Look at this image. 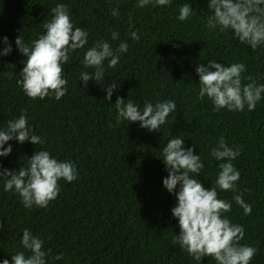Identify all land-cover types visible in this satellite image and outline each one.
<instances>
[{
	"label": "trees",
	"instance_id": "trees-1",
	"mask_svg": "<svg viewBox=\"0 0 264 264\" xmlns=\"http://www.w3.org/2000/svg\"><path fill=\"white\" fill-rule=\"evenodd\" d=\"M186 2L194 14L181 22L179 7ZM57 3L68 5L74 25L88 31V44L64 65L68 80L64 97L31 100L17 84L25 58L15 39L20 35L31 43L43 34V24ZM137 3L0 0V50L3 37L12 45L9 55L0 56V129L26 110L34 134L45 140L39 147L61 161H72L79 173L72 183L61 180L58 198L43 209H25L18 195L5 192L0 183V264L24 251L20 244L24 228L41 237L53 256L63 254L61 260L48 257L49 264H197L174 243L180 231L171 214L176 198L162 185L168 174L162 150L177 136L184 139L185 148L193 147L194 154L201 156L205 167L197 179L206 188L215 186L219 172V162L210 155L218 139L223 136L229 147L240 150L232 163L240 171L237 188L251 205V214L244 215L235 203L236 193L220 191L219 196L232 203L226 216L245 229L240 243L258 249L250 264H264V99L254 111L245 107L243 112H216L207 97L198 99L195 72L199 63L207 65L208 60L225 66L242 62L243 75L264 84V47L252 50L230 32L210 30L208 0H172L167 7L144 8L136 7ZM114 8L118 18L112 16ZM112 31L119 32V40L111 39ZM132 31H138L139 41L131 39ZM97 40H107L113 49L126 42L128 52L121 54L114 69L107 68L105 61L100 84L90 80L84 87L80 73L94 69L83 66V56ZM111 82L119 88L106 101L104 86ZM117 96L132 100L141 110L145 102L165 100H174L177 107L159 132H149L138 122H118ZM9 143L13 150L0 157V168L27 167L38 146ZM201 264L215 261L205 257Z\"/></svg>",
	"mask_w": 264,
	"mask_h": 264
},
{
	"label": "clouds",
	"instance_id": "clouds-1",
	"mask_svg": "<svg viewBox=\"0 0 264 264\" xmlns=\"http://www.w3.org/2000/svg\"><path fill=\"white\" fill-rule=\"evenodd\" d=\"M136 1L138 8L149 4L167 7L172 3V0ZM207 8V27L210 30L230 32L241 44L252 50L264 47V0H208ZM50 12V20L43 24L45 31L37 39L31 43H25L20 35L15 39L17 50L25 58L20 70L21 79L17 84L31 100H43L46 97L60 100L64 97L68 91L64 65L70 62L72 53L84 49L88 44V31L74 25L68 5L57 3ZM193 14L194 8L186 2L179 7L177 19L187 21ZM112 16L119 17L117 8L112 10ZM129 23L131 25V19ZM130 37L136 41L140 39L138 31H132ZM111 39L119 40V32L112 31ZM2 43L4 47L0 50V56L9 55L12 45L8 38L3 37ZM128 48L126 42H120L113 49L107 40H97L83 56V66L94 69L92 73H80L84 87L90 80L100 84L105 76V61L107 68H116L121 54L127 53ZM245 71L246 65L242 62L229 66L215 60H208L207 65L199 63L195 68L199 77L198 99L207 97L216 112L222 109L243 112L245 107L248 111H254L258 102L264 99V84L258 85L251 75L244 76ZM245 80L248 83H244ZM118 88L119 84L115 82L104 86V100L110 101ZM114 107L118 122H138L141 128L149 132H159L177 106L174 100L155 104L145 102L141 110L132 100L125 102L124 98L117 96ZM12 140L19 144L30 142L38 146V150L28 157L27 167L22 166L17 170L0 168L3 190L18 195L25 209L47 208L58 198L61 180L72 183L78 179L79 173L72 161H61L39 147L44 145L45 140L34 134L26 110H22L18 118L9 120L6 127L0 129V157H7L12 152L9 143ZM162 155L161 160L168 173L162 185L176 198L171 214L177 220L180 231L179 235H175L174 243L197 264H201L205 257L212 258L215 264H250L258 249L240 243L245 236V229L242 225L233 224L226 216L232 209V203L219 196L220 191L236 193L233 196L235 203L243 209L244 215L251 214V205L244 201L237 188L240 171L232 163L240 155V150L229 147L223 136L218 139L210 155L219 162V172L215 186L207 188L197 179L205 167L201 156L194 154L193 147L185 148L184 139L177 136L168 140ZM0 228H3L2 224ZM20 244L24 251L11 255V261L4 259L2 264H49L48 257L53 261L63 259L62 253L53 256L50 248L46 250L44 240L28 228L22 230Z\"/></svg>",
	"mask_w": 264,
	"mask_h": 264
}]
</instances>
